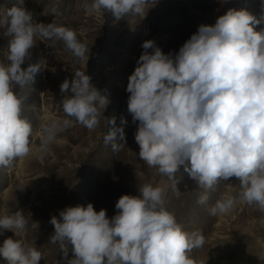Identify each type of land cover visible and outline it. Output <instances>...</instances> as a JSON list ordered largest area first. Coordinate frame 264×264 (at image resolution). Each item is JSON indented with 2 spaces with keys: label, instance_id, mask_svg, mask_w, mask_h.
Segmentation results:
<instances>
[{
  "label": "clouds",
  "instance_id": "1",
  "mask_svg": "<svg viewBox=\"0 0 264 264\" xmlns=\"http://www.w3.org/2000/svg\"><path fill=\"white\" fill-rule=\"evenodd\" d=\"M149 0H85L87 12H110L116 20L140 16ZM224 3L227 0H223ZM55 12V9H53ZM264 22L246 9L229 8L214 24H201L176 52L164 53L154 40L142 42V52L128 76L127 111L136 124L138 156L167 179L177 195L181 166L203 192L221 181H239L240 191L226 193L209 207L210 215H226L237 203L264 212ZM0 30L7 40V63L0 61V167L33 151V126L23 117L24 90L39 72L28 64L39 41H62L80 60L90 49L74 30L55 23L36 22L25 0H16L0 15ZM51 46V45H50ZM65 118L51 119L42 128L39 151H46L57 135L79 123L89 130L99 126L110 103L85 72H75L60 85ZM126 123V121H123ZM120 143H111L113 141ZM105 143L119 151L126 143L123 128H109ZM138 195L123 194L112 217L93 203L66 206L53 215L54 233L68 264H195L190 253L205 240L187 232L166 208L167 190L151 183L138 187ZM29 221L22 211L0 215V234L24 232ZM7 264H39L42 253L21 240L8 237L0 245Z\"/></svg>",
  "mask_w": 264,
  "mask_h": 264
},
{
  "label": "rangeland",
  "instance_id": "2",
  "mask_svg": "<svg viewBox=\"0 0 264 264\" xmlns=\"http://www.w3.org/2000/svg\"><path fill=\"white\" fill-rule=\"evenodd\" d=\"M90 3V0H88ZM16 0H0V15ZM85 0H25L36 22L55 23L74 30L90 49L89 60H80L62 41H39L31 49L28 64H39L34 80L19 95L23 117L33 126L29 156L0 167V215L22 211L27 229L15 236L0 234V245L12 237L36 247L43 256L39 264H68L74 258L69 245L67 258L58 244L49 242L54 233L53 215L66 206L91 202L112 217L115 203L123 194L138 195L145 183L167 190L166 208L175 214L183 229L199 232L205 243L190 253L195 264H264V212L256 206L237 203L226 215H210L209 207L226 193L240 191L239 181H221L209 192L207 204L197 203L203 192L184 171L177 173L179 195L166 178L140 160L135 142L136 124L127 111L128 76L134 71L145 40H154L164 53L176 52L201 24H214L229 8L246 9L258 19L264 16V0H149L140 16L116 20L110 12L89 13ZM55 9V12L53 11ZM264 29V22L256 30ZM0 30V61L7 63V40ZM51 45V46H50ZM85 72L110 103L104 111L108 124L89 130L79 123L60 132L46 151H39L42 128L51 119H64L61 102L66 95L60 85L71 81L75 72ZM126 121V123H123ZM123 128L126 143L113 151L105 143L109 128ZM0 264L7 261L0 256Z\"/></svg>",
  "mask_w": 264,
  "mask_h": 264
}]
</instances>
